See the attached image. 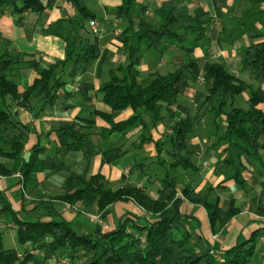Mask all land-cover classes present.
<instances>
[{
	"label": "trees",
	"instance_id": "trees-1",
	"mask_svg": "<svg viewBox=\"0 0 264 264\" xmlns=\"http://www.w3.org/2000/svg\"><path fill=\"white\" fill-rule=\"evenodd\" d=\"M66 1L73 7L75 16L70 20L71 30L65 38L64 59L40 68L38 62H24L18 54L0 55V101L9 98L27 111H31L30 98L41 97L47 99L48 103H53L57 99L56 93L66 86L59 73L63 72L68 62L72 63V67L67 77L73 82L77 75L86 74L98 59L100 49L97 37L93 36L92 40L85 37L88 35L86 23L94 20L95 15L87 9L85 0ZM55 2L56 0H0V9H10L11 14L18 16L19 21L24 13H41L51 9ZM136 5V0H121L118 7L107 11L108 15L125 23L122 44L124 61L110 69L109 80L97 90L94 91L91 84L84 82L77 86L78 93L86 101H89L88 92L94 91L99 101L110 109V113L93 111L109 125V128L101 129L100 136L107 140L112 135L124 133L138 122L144 126L142 115L149 116L154 124L163 119L173 121L171 148L168 153L172 162L167 168L197 172L186 146L192 122L197 116L174 120L172 107L189 87L190 81L196 82L202 78L211 84L202 107L213 119L224 116L226 130L223 140L228 147L238 148L263 168L264 112L260 106H264V91L261 89L264 83V42L246 48L240 62L241 69L252 78L251 84L231 75L219 64H205L200 72L195 61L189 60L165 75L153 74L150 83L143 87L138 82V68L143 51L151 49L162 55L163 43L175 41L183 45L191 37L194 47L203 38L208 21L189 15H177L172 2L166 1L154 13L156 22L150 23L144 18L145 7L137 10L138 16H133L132 11ZM180 23L187 24L181 35L178 34ZM21 67L34 70L39 77L18 101V85L12 74ZM247 91V108L233 107L235 98ZM72 97V93H64L65 100ZM227 107L230 110L225 112ZM68 108L69 106H64V109ZM126 109H131L134 114L114 123L112 114ZM56 132L67 141L65 147L57 150V158L41 159L43 149L36 146L24 161V144L28 138L26 130L0 103V176H10L20 169V179L23 187H26L33 173L46 170L66 171L65 157L69 152L80 153L83 160H89L95 155V146L87 128L64 124ZM4 160L12 161V166L6 167ZM161 165L164 166V162ZM144 169L142 165H134L130 168V173L142 171L138 175L143 179ZM233 177L237 183L242 182L238 171ZM156 188L158 198L152 200L141 189L129 184L112 191L105 188L104 179L100 175L92 176L86 181L69 172L63 186L64 192L58 197L39 196L24 203L18 212L11 208L7 200L0 198V225L7 226L9 223L15 228L20 248L4 249L0 231V264H49V261L61 258L68 260V264H264V226L253 231L248 239L237 242L225 251H215L201 236L188 229L189 217L176 213L171 217L159 218L178 194L175 179L166 174L156 180ZM210 191L211 189L196 192L194 186L184 184L180 194L190 204L203 207L213 227L216 222L221 225L226 223L236 211L224 214L211 205L208 199ZM128 200L133 201L152 219L145 216L143 219L125 216L112 231L82 235L54 209L55 204H80L87 210L96 204L101 213L116 202ZM43 206L46 207V212L39 213L34 219L23 218ZM141 219L143 223L139 222ZM25 245L29 247L25 248Z\"/></svg>",
	"mask_w": 264,
	"mask_h": 264
},
{
	"label": "crops",
	"instance_id": "crops-1",
	"mask_svg": "<svg viewBox=\"0 0 264 264\" xmlns=\"http://www.w3.org/2000/svg\"><path fill=\"white\" fill-rule=\"evenodd\" d=\"M166 1L172 2L177 15H189L208 21V28L194 47H192V37L188 39L186 45L175 41L163 43L164 52L162 55L158 54L154 61L146 58L144 60V52L149 53L151 49L144 51L138 68L140 76L151 77L156 73L165 75L193 60L200 72L205 64H219L236 78L248 84L252 83L250 75L241 69L240 62L246 48L264 42V0H136L137 5L132 14L134 17L138 16L137 10L145 7L144 18L150 23H155L154 13ZM85 4L95 15L94 21L98 27L102 23L106 24L102 36H97L100 55L88 72L77 75L71 82L67 74L72 63L68 62L63 72L59 73L66 86L56 93L57 99L53 103H48L45 98H30L31 111L20 107L9 98L0 103L26 130L28 138L24 144V161L36 146L43 149L41 159L57 158V150L67 144V141L56 132L64 124H76L87 128L95 146V155L89 160H83L80 153L69 152L65 157L66 171L46 170L33 173L26 187H23L19 177L20 169L10 176H0V198L7 200L11 208L18 212L24 203H29L39 196L55 198L62 195L68 173L72 172L86 181L92 176L100 175L104 179L105 188L112 191L129 184L141 189L150 199L156 200L158 198L156 180L167 174L175 179L178 194L159 218L171 217L176 213L189 217L188 229L201 236L218 252L248 239L253 231L264 226V167L261 168L250 160L238 148L228 147L223 140L226 130L224 116L211 121L208 120L207 114L202 115L199 125L205 126L206 139L200 137L198 129L193 131V127L188 135L186 146L197 172L167 168L172 162L168 153L171 148L173 121L163 119L154 124L149 116L142 115L144 126L138 122L124 133L112 135L107 140L100 136L101 129L109 128V125L93 111L110 113V109L99 101L94 91L109 80L110 69L106 70L107 78L102 66L115 62L114 56H120L121 61H124L122 44L125 23L108 15L107 12L118 7L121 0H85ZM74 16L75 11L66 0H56L51 9L41 13H24L19 21L18 16L11 14L10 9H0V55L18 54L24 62H38L40 68H45L48 63L63 60L65 38L70 33V20ZM185 27H187L186 23L178 25L179 35L183 34ZM86 29L88 31V35H85L86 39L92 40L88 22ZM12 76L18 85V101L39 77L34 70L26 67L16 69ZM80 82L93 86L94 91L88 92L89 101L77 91ZM210 85V82L203 81L202 78L196 82L190 81L189 87L181 95L185 98L184 102L178 103L177 99L176 105L172 107L174 120L186 116H199V107ZM261 89L264 91V83ZM65 92L72 93L73 97L65 100ZM248 98L247 91L235 98L233 107L246 109ZM64 106L69 108L64 109ZM260 108L264 112V106ZM229 110L230 107H227L225 112ZM133 114L131 109H126L114 112L112 119L117 123ZM206 124H211L212 128L208 126L207 129ZM205 157L209 161L203 160ZM161 162H164V166ZM3 164L10 168L12 161L4 160ZM134 165H142L145 168L143 179L138 175L142 171L130 173V168ZM236 171L239 172L241 183H237L233 177ZM184 184H191L196 192L211 189L209 203L224 214L231 211H236V214L226 223L221 225L216 222L212 227L206 210L199 205L190 204L180 194ZM77 206L80 212L64 211L60 204H55L54 209L64 220L71 223L73 229L76 226L74 230L82 235L112 231L125 216H137L142 219L145 216L147 219H152L131 200L116 202L101 213L98 212L96 204L87 210H84L80 204ZM46 210L45 206L40 207L37 212L29 213L23 218L34 219ZM87 215L96 218L95 221L89 219ZM142 219L139 222L143 223ZM0 231L2 237L15 232V228L9 223L7 226L2 224Z\"/></svg>",
	"mask_w": 264,
	"mask_h": 264
},
{
	"label": "rangeland",
	"instance_id": "rangeland-1",
	"mask_svg": "<svg viewBox=\"0 0 264 264\" xmlns=\"http://www.w3.org/2000/svg\"><path fill=\"white\" fill-rule=\"evenodd\" d=\"M106 26V24L104 25V23H102L101 24V26L99 27L100 28V30H101V33L99 34V36L101 35V34H103V32H104V27ZM102 36V35H101ZM186 45V44H185ZM144 52V51H143ZM159 55L157 54V53H155L153 50H150V52L149 53H145L144 52V55H143V59L145 60V58L146 59H148L149 61H154L157 57H158ZM114 58V60H115V62H113V63H106V64H104L103 66H102V69H103V72L105 73L104 75L105 76H107V78H108V75H107V68H108V71H109V69H112V68H114V67H116L118 64H120L122 61V59H121V57L120 56H114L113 57ZM157 61V60H156ZM92 71V70H91ZM91 71H89V72H91ZM87 78H89V80H91L90 79V77H87ZM151 79H152V77H150V75H145V76H140V78L138 79V82H139V84L141 85V86H143V87H145V86H147L149 83H150V81H151ZM184 99L185 98H183L182 96H179L178 97V103L180 102H184ZM200 114H199V116H197V119H195L193 122H192V127L194 128V130L193 131H196V129H198L199 131H200V137H205V139H206V134H205V132H204V128H205V126H203V127H200V125H199V121H200V119H201V117H202V115H205L206 114V111H205V108H203L202 107V104L200 105ZM208 120H211V121H213L214 119H213V117H211V116H209V119ZM135 126V125H134ZM208 126L210 127V128H212V126H211V124H206V128L208 129ZM133 127V126H132ZM132 127H130V128H132ZM203 160H206V161H209L208 160V158H203ZM194 161H196V163H197V160H195L194 159ZM157 170H159V169H157ZM159 172H161V170H159ZM161 175H163V174H161ZM77 206V205H76ZM78 207V206H77ZM63 208H64V206H63ZM80 208H78V209H73V208H70V209H66L65 211H77V212H80V210H79ZM86 214V213H85ZM88 216V215H87ZM89 217V219H90V215L88 216ZM93 221H95V219H93ZM6 226V225H5ZM73 227V226H72ZM75 227L76 226H74V229H75ZM1 243H2V247L4 248V249H20L19 248V245H17V241H16V236H15V232H11V233H8V234H6V235H3L2 237H1ZM24 247H29V245H25ZM68 261V260H67ZM50 262V261H49Z\"/></svg>",
	"mask_w": 264,
	"mask_h": 264
},
{
	"label": "built area",
	"instance_id": "built-area-1",
	"mask_svg": "<svg viewBox=\"0 0 264 264\" xmlns=\"http://www.w3.org/2000/svg\"><path fill=\"white\" fill-rule=\"evenodd\" d=\"M88 27H89V32H90V34L92 36H96L97 37L101 33L100 28L98 27L96 21H94V20L88 22ZM70 208L78 209L79 207H77V206H70V205H64L63 210L65 211L66 209H70ZM90 219L93 221V219H96V218L90 217ZM49 264H68V263H67V260L66 259L61 258L59 260H51L49 262Z\"/></svg>",
	"mask_w": 264,
	"mask_h": 264
}]
</instances>
